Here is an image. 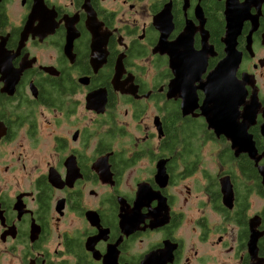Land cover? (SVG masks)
Instances as JSON below:
<instances>
[{"label":"flooded vegetation","instance_id":"flooded-vegetation-1","mask_svg":"<svg viewBox=\"0 0 264 264\" xmlns=\"http://www.w3.org/2000/svg\"><path fill=\"white\" fill-rule=\"evenodd\" d=\"M227 54L261 153L264 0H0V264H264V159L202 114Z\"/></svg>","mask_w":264,"mask_h":264},{"label":"water","instance_id":"water-1","mask_svg":"<svg viewBox=\"0 0 264 264\" xmlns=\"http://www.w3.org/2000/svg\"><path fill=\"white\" fill-rule=\"evenodd\" d=\"M228 59L227 54L222 62L207 76L205 84L207 88L203 87L202 89L206 92L203 104L209 103V114L205 112H202V114L205 116L207 127L212 129L216 135L222 134L230 142L231 149L235 155L246 153L255 164H258L260 159H264V150L258 153L251 136L246 133V126L252 122L254 112L244 108V112L246 113L245 122L240 124L236 123L235 108L239 102V98L237 96L236 100H233V97L224 94L227 92L230 83L227 77H224L226 73L224 66L227 64ZM191 81H196V77H193ZM262 135L264 136V131H262ZM257 168L262 177V183H264V161ZM222 188L229 189V186H225V183L222 182ZM223 200L230 201L229 192L223 191ZM256 238L257 232L255 234L252 231L250 236V252L252 257L255 256L256 252ZM251 245L254 247V252L251 251Z\"/></svg>","mask_w":264,"mask_h":264},{"label":"rangeland","instance_id":"rangeland-1","mask_svg":"<svg viewBox=\"0 0 264 264\" xmlns=\"http://www.w3.org/2000/svg\"><path fill=\"white\" fill-rule=\"evenodd\" d=\"M209 161H211V162H212V160H209Z\"/></svg>","mask_w":264,"mask_h":264},{"label":"trees","instance_id":"trees-1","mask_svg":"<svg viewBox=\"0 0 264 264\" xmlns=\"http://www.w3.org/2000/svg\"><path fill=\"white\" fill-rule=\"evenodd\" d=\"M240 162H242V161L240 160Z\"/></svg>","mask_w":264,"mask_h":264}]
</instances>
